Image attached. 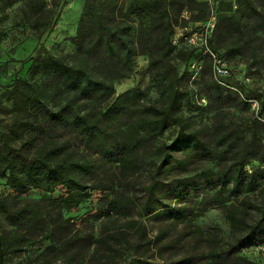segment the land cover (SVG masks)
Returning a JSON list of instances; mask_svg holds the SVG:
<instances>
[{"label":"rangeland","instance_id":"1","mask_svg":"<svg viewBox=\"0 0 264 264\" xmlns=\"http://www.w3.org/2000/svg\"><path fill=\"white\" fill-rule=\"evenodd\" d=\"M59 1L0 0V158L9 148L25 154L30 152L24 146L28 139V127L24 124H33L36 116L20 111L14 93L24 89L22 81L30 84L31 91L41 85L40 76L35 75L33 69L39 59L52 55L76 68L86 62L89 67L95 64L92 58L78 50L75 41L85 18L83 11L87 0H67L56 20L54 15ZM203 1L115 0L110 6L100 3L97 9L109 29L125 34V38L130 32L137 43L138 54L131 64L133 72L114 81V93L108 102L120 99L138 117L144 107L161 105L164 76H168L181 94L184 102L182 114L189 124V132H200L209 152L197 144L178 142L179 127L171 125L160 141L146 146L135 167H126L113 156L105 157L84 149L80 142L72 140V134L65 128L53 126V143L69 142L74 154L80 155L84 151V156L94 163L93 172L86 178V192L90 195L77 207L62 211V216L70 220L73 234L77 232L82 242L64 245L63 238L58 237L55 241L27 245L23 251L10 256L6 264H107L104 259L107 255H111L110 264H140V261L168 264L190 256L196 257L201 264H209L212 254L222 253L237 238L243 237L240 233L234 235L221 201L205 184L206 178L215 176L220 168L213 154L212 140L217 118L225 119L229 125L233 124V128L259 122L256 128L264 137V111L261 109L264 30L258 31L255 22L250 21L253 8L264 12V0H239L236 8L233 0L223 2L216 9V15L228 14L235 16L236 20L227 24L216 19L214 28L207 34V47L201 45L205 37L200 36L207 19L200 9L209 14L207 6L199 7ZM157 3L169 6L175 26L172 38L175 49L167 58H162L160 52L152 57V51L141 44L142 36L147 37L151 31ZM48 32H51L49 36ZM196 32L195 44L182 42L183 35ZM237 46H244L240 54L236 51ZM94 74L98 79L114 77L104 69H96ZM54 94V105L58 111L62 110L67 103L66 94L59 91ZM246 98H251L257 105L249 104ZM128 122L120 119L116 126ZM14 125H17L16 132L12 130ZM161 144L169 146L168 150L160 152ZM165 154H170L171 165H164ZM253 154L255 158L261 156L258 151ZM254 164L260 165L258 161ZM184 179H198L201 186L188 185L177 198L156 204V208L165 213L163 215H158L160 212L155 210L145 213L143 205L154 180L167 183ZM112 180L120 192L127 191L134 200L135 206L128 215L111 211L112 192L92 189L98 182ZM61 194V188H56L50 195L37 188L20 194L0 178V200L8 198L11 207L33 205L57 213L58 209L49 207L46 200L49 197L57 199ZM223 200L232 210L245 208L243 198L225 195ZM249 200L264 210V186ZM249 214V222L259 219V210L254 209ZM0 226L1 230L16 229L6 220L1 209ZM20 231L31 240L39 238L30 229L24 231L21 228ZM90 236L94 238V245L87 248ZM257 246H244L239 256L255 264H264V243ZM45 253L47 256H42ZM226 264H233V261Z\"/></svg>","mask_w":264,"mask_h":264},{"label":"trees","instance_id":"2","mask_svg":"<svg viewBox=\"0 0 264 264\" xmlns=\"http://www.w3.org/2000/svg\"><path fill=\"white\" fill-rule=\"evenodd\" d=\"M226 1L228 0H220L215 12ZM237 1L239 0L232 1L233 7ZM114 2L115 0H87L84 6L85 18L81 21L75 41L78 50L94 60L93 67H89L88 62L78 68L72 67L62 58L48 55L39 59L38 64L33 67L35 75L40 76L41 85H36L31 91L30 84L22 81L24 89L14 93L16 105L21 106L20 111L36 116V122L24 124L28 127V139L24 146L30 152L25 154L9 148L0 158V178L5 179L9 188L20 194L27 193L31 188L43 189L49 195L56 188H61L63 194L57 199L52 200L49 197L46 200L49 207L58 209L57 213L56 210L49 208L47 212L33 205L11 207L8 198L0 200V209L6 220L11 226L16 227L7 231L1 230L0 226V264H6L10 256L23 251L27 245H35L41 241H55L56 238L62 237L64 245L74 243L79 245V242H82L77 232L73 234L70 220L62 216V211L77 207L90 195L86 192V178L93 172L94 163L84 156V151L80 155L74 154L69 142L53 143L51 141L55 134L53 126L56 129L65 128L72 134V140L80 142L84 149L93 150L105 157L113 156L126 167H135L146 146L160 141L171 125L179 127L178 142L197 144L203 150H207L200 132H189V124L182 114L184 102L168 76H164L161 105L144 107L138 117H135V113L128 110L120 99L108 102L114 93V81L132 74L131 64L138 54L137 43L130 32L126 38L125 34L113 32L104 24L102 13L97 9L100 3L110 6ZM202 3L199 7L209 8V14H204L200 9L201 14L207 16L206 23L210 19L211 7L205 1ZM66 5L67 0L58 2L59 7L54 15L56 20ZM157 6L151 31L147 37L142 36L141 44L152 51L150 54L152 57L155 58L156 53L160 52L162 58H167L175 49L172 40L175 26L169 6L161 3H157ZM252 10L254 15H251L250 21L255 22L258 31H263L264 12H260L256 7ZM216 19L227 24L236 20L235 16L228 14H217ZM227 30L230 31V27H227ZM50 33L48 32V36ZM185 37L188 35L181 38L184 43ZM243 49L244 46H237L236 51L240 54ZM254 58L256 59L255 54ZM96 69H104L114 77L98 79L94 74ZM57 91L65 93L67 97L65 107L59 111L54 105L56 102L54 93ZM262 96L261 109L264 111V94ZM245 101L249 104L254 102L251 98H246ZM104 104L106 105L103 106ZM120 119L129 122L116 126ZM256 123L259 122L248 126L237 125L233 128V124L229 125L225 119H216L212 133L215 147L213 154L220 168L215 176L206 178L205 185L212 189L214 196L221 201L220 204L225 209L226 218L234 235L240 233L239 235L243 237L237 238L236 242L228 245L229 248L224 249L222 253L212 254L210 256L212 261L209 264H226L230 260L233 264H255L239 256V252L246 245L256 244L257 247H261L264 243V210L249 200L251 195L258 193L264 186V137L259 134ZM13 128L12 130L16 132L17 125ZM168 148L166 144H161L159 151L163 152ZM254 151L260 152L261 156L255 158ZM170 159V154H165L164 165H171ZM255 161L260 165L256 166ZM248 167L251 170H248ZM188 185L200 187L201 181L184 179L165 183L154 180L143 205L145 213L159 211L156 204L161 205L165 200L177 198ZM92 189L112 192L109 207L117 215H128L135 206L127 191L120 192L121 190L116 188L115 180L98 182ZM225 195L243 198L245 208L232 210L227 207L223 200ZM254 209L259 210V219L256 222H249L247 214L250 215L249 211ZM159 212L158 215L165 214L163 211ZM21 228L24 231L30 229L36 232L39 238L33 240L27 238L20 231ZM93 239V236H90L87 248L94 245ZM108 248L110 252L113 251L109 246ZM104 259L107 264L111 263V255L104 256ZM139 263L151 264L142 261ZM168 264L201 263L196 257L190 256Z\"/></svg>","mask_w":264,"mask_h":264},{"label":"built area","instance_id":"3","mask_svg":"<svg viewBox=\"0 0 264 264\" xmlns=\"http://www.w3.org/2000/svg\"><path fill=\"white\" fill-rule=\"evenodd\" d=\"M205 2H207L210 7H211V15H210V19L204 24L203 28H202V34H200V36H204L205 40L201 45H205L206 47L207 45V34L209 29L214 28L215 26V22H216V12H215V7L217 6L218 2L220 0H204ZM236 8V6H234ZM198 34H191L188 37H185L186 42H188L189 44L193 43L195 44V39L194 37L197 36ZM254 105H257V102H252Z\"/></svg>","mask_w":264,"mask_h":264}]
</instances>
